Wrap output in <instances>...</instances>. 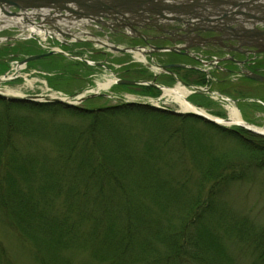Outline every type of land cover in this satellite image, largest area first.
Listing matches in <instances>:
<instances>
[{"label":"trees","instance_id":"trees-1","mask_svg":"<svg viewBox=\"0 0 264 264\" xmlns=\"http://www.w3.org/2000/svg\"><path fill=\"white\" fill-rule=\"evenodd\" d=\"M13 48L39 50L34 41ZM57 57L71 60H40L51 81ZM227 140L235 148L221 149ZM260 171L264 136L239 126L139 103L81 109L0 98V221L36 264H264V225L227 199L231 185ZM0 264H14L3 247Z\"/></svg>","mask_w":264,"mask_h":264},{"label":"rangeland","instance_id":"rangeland-1","mask_svg":"<svg viewBox=\"0 0 264 264\" xmlns=\"http://www.w3.org/2000/svg\"><path fill=\"white\" fill-rule=\"evenodd\" d=\"M11 20H13V18L8 17L7 20L0 21V39H6L8 36H13L19 37V42L27 41L28 43L30 41V32L28 31L30 24L23 23L24 28L14 25H8L9 21ZM67 24L68 22H66V24L58 23L56 25L63 27V25ZM82 29L87 30L85 28ZM89 29L92 30L91 27H89ZM57 38H62V36H48L45 40H43V38L40 36H35V38L33 39L37 41V43L40 41L44 45L43 48L42 46L38 47L39 50L44 48L45 50H50L55 47H60L57 45ZM111 40L115 44L122 47L136 45V43H134L135 40L133 41L130 39H125V37H112ZM137 43L139 42L137 41ZM1 44L3 43L0 42V48L2 47ZM93 49V51L97 50V52L94 53V55H96V57L94 56L95 58H90L88 54L79 57V59L82 58L80 60L78 59V57L71 60L59 57L55 58V61L53 63V65L56 66V68L53 69L55 78L51 81V78H49L51 75L45 77L39 72H31L28 68L18 69L15 71L14 68L17 67L16 61L25 58L30 53L24 51H14L15 49L12 47V51L7 53L6 55L0 54V72L1 69L4 70L6 67L10 66L8 67L10 76H14V74H17L19 77L13 78L9 81H6L5 83H1L0 90L8 94L22 93L23 95L46 96L35 97L39 100H47L48 97H59V95L62 93H69L70 95L74 96V100H72L74 103L78 105L81 104V106L84 105L86 107L98 108L116 105L121 103V101L114 98H109L107 96H98L90 98L84 103H79V99H77V97L85 93L97 91L98 83L105 81L107 78L138 79L136 78V72L140 69L146 71V76L141 79L145 80V78L154 77L155 75L153 70L148 69V66L145 63L137 60L132 52H119L112 49L108 50L100 47L99 45L95 47L93 46ZM102 50L105 52H103ZM14 54H17L16 56L21 57L17 60H12ZM8 58L10 59L8 60ZM85 58L90 60L92 63H89L88 65H82L81 68L76 67L74 61H82ZM155 60L157 61L158 59L155 58ZM96 62L99 63L97 64ZM123 63H126L128 65L122 67ZM65 65H67V67H72L75 71H73L71 68L70 70H72L73 72L67 71V69L61 70L60 68ZM106 66L110 70L107 69ZM40 67L46 70L44 65ZM126 68H129L130 71L128 72ZM68 72L70 77H66ZM71 77H74V80H68ZM194 78L195 77H192L188 81V83H197ZM167 80L170 79L165 76L161 77V81H163V83L167 85L172 84L171 81L168 82ZM135 86L136 87L134 88H130V90H126L121 87V84L115 82L110 89L100 90L99 92L111 95L117 94L118 96H125L128 100L134 101L136 103L146 101L147 103L151 104L150 98L146 99L143 97L144 95L140 93L143 90V88L140 87L141 85ZM221 86L225 85L218 84L216 82L212 84L213 90L220 89ZM237 87H239L240 90H237L235 92L233 88H230L233 91H229L228 93L230 95H234L235 98H239L240 100H246L244 101L245 103H249V100H252L253 102H259L260 99V101H264V82L255 81L254 83L250 82L249 84L246 78H243L237 83ZM129 94H133V96L130 98ZM149 97L152 96L150 95ZM208 101L209 102H205L209 103L208 106H205L206 111L211 113H221L223 114V117H227L229 119V109H227L225 104L220 103L221 101L219 102V100L216 99H214L213 101ZM159 105L162 106V108L174 111L180 109V107L175 102L167 101L165 98L160 100ZM258 109L260 108L257 107L255 109L253 107L252 109H246L245 112L241 111L243 119H246L248 121L255 120L253 122L258 123L259 125L264 124V112L259 111ZM234 126L236 125H229V127ZM220 148L223 150H230L231 148H235V142H232L230 140L221 142ZM227 199L234 210L238 212L250 213L257 223L264 225V171H260L255 175H252L250 180L248 179L231 185L229 193L227 195ZM0 247H3L5 249L9 259H11L14 264H36L33 258L31 246L24 239H22L16 229L12 228L11 226L4 225L1 221Z\"/></svg>","mask_w":264,"mask_h":264},{"label":"flooded vegetation","instance_id":"flooded-vegetation-1","mask_svg":"<svg viewBox=\"0 0 264 264\" xmlns=\"http://www.w3.org/2000/svg\"><path fill=\"white\" fill-rule=\"evenodd\" d=\"M213 19V18H211ZM239 19V18H238ZM260 19V18H259ZM128 20L108 21L105 24H88L87 26L79 24L75 25L72 29L73 33L80 34L81 32L93 33L96 36H102L104 38H124L135 40L136 45L149 47L155 46L153 54L157 55V64L172 65L167 72L163 71L160 75L167 77L172 76V79L181 78L188 81L200 74L201 68L191 69L189 67H183L182 63L190 60L196 61V54L202 53L207 55L208 58L211 53L225 51L228 54L224 55L229 60L225 62H219L217 65L225 63L229 69V75H235L248 79L247 72H254L264 75V18L260 21H256L251 26L246 22V19L240 18L238 21H232L228 24L223 21L205 20L201 18H176L175 20H157L154 18L141 20L139 25L136 26L137 31L128 29ZM91 27L92 30L89 29ZM85 28L87 30H83ZM89 29V30H88ZM234 29L236 31H234ZM65 34H71L64 30ZM87 40V42L85 41ZM65 43L70 47L75 46L74 49H70L73 54H79L81 56L88 54L89 57L94 55L97 50L93 51L95 44L93 39L80 38L74 43L70 39L65 38ZM137 41L139 43H137ZM83 43H90L84 45ZM189 46H192L189 48ZM169 48L163 49V51L156 48ZM177 49H173L176 48ZM189 48L188 53L183 48ZM171 48V49H170ZM198 49H201L200 52ZM196 50V52H191ZM103 51V50H102ZM105 52V51H103ZM186 53V54H185ZM98 56V55H97ZM224 56H221L223 58ZM197 62V61H196ZM199 63V62H197ZM180 64V65H179ZM168 78V77H167ZM172 82L173 80L169 78ZM251 79V78H249ZM248 79V80H249ZM170 82L169 80H167ZM251 81L254 83L251 79ZM239 107L242 111H246L248 108H257L256 105L251 102L245 103L243 99H239ZM253 120V119H252ZM255 121V120H253Z\"/></svg>","mask_w":264,"mask_h":264},{"label":"water","instance_id":"water-1","mask_svg":"<svg viewBox=\"0 0 264 264\" xmlns=\"http://www.w3.org/2000/svg\"><path fill=\"white\" fill-rule=\"evenodd\" d=\"M7 8L13 10H8ZM43 8H45V11L58 13L64 17H66L65 13H68L69 15L72 14L74 16V19L80 22L75 25L82 24L87 26L88 24H105L108 21L128 20V29L132 31H137L136 26L139 25V22L141 20L150 18L158 20L159 17L173 19L177 18L176 16L178 14L181 15L185 13L186 15L191 17L205 18V20L207 21H223L226 24L235 21L238 18H255L259 20V18H263L264 16V0H0V9L2 12L12 17H17L20 16V14H24V18L27 21L26 23H29L30 25L37 24L41 28H45L46 26L41 24L42 22L40 21H42L43 19L45 21L47 20L46 18H44V12H39V9ZM26 11H29L27 15H25ZM46 23L48 27L52 26L50 27L51 29H57L58 32H61L64 36H72V34H65L60 28L53 24V19ZM234 31L236 30L234 29ZM88 34L90 36L97 37L93 33ZM97 39V41L102 46H105L107 48L111 47L112 50L119 52H131L130 49L137 50L143 48L140 46L124 48L110 44L109 42H105L103 40H100L99 38ZM162 49L169 48L165 47ZM58 52L63 53L60 50L58 51L54 49L45 54L27 57L21 63H26L30 60L41 58L45 55H51ZM151 54L152 53L150 52V55ZM171 66L172 65H164L162 67L164 70H168ZM247 76L255 80L264 81V76L254 72H247ZM6 79L7 76H5V78H0V82L5 81ZM177 80L181 83H184L185 85H190L181 78H177ZM116 82L122 84H146L142 81L122 79H117ZM147 84L157 86L155 82ZM98 95L104 94L95 91L92 94L83 95L82 97H80V100L82 102L89 97H95ZM0 96L13 100L21 99V97H9L3 93H0ZM174 112L177 114L185 113L182 111ZM194 114L222 126L228 125L227 123L218 122L214 118L198 112H194ZM246 124L249 125V123L247 122ZM238 125L264 136V133L250 127L253 126L251 124L247 126L245 124L238 123Z\"/></svg>","mask_w":264,"mask_h":264},{"label":"bare ground","instance_id":"bare-ground-1","mask_svg":"<svg viewBox=\"0 0 264 264\" xmlns=\"http://www.w3.org/2000/svg\"><path fill=\"white\" fill-rule=\"evenodd\" d=\"M41 11L44 12L43 13L44 18H46L47 20L45 21L43 19L40 22H42L41 24H43L46 27L41 28L37 24H32V25H30L28 31L31 34L35 33L37 35L42 36L43 40H45L47 38V36H49V34H50L49 31L52 30L50 28L52 26L48 27L47 23H46V22L51 21V19H53V21H54L53 24H55V25L58 23H61V24L65 23L66 24V22H68L69 28H70L69 30H70L71 34H73V31H72V29L74 27L73 24L80 23L79 21L74 19V16L72 14L69 15L68 13H65L66 17H64L58 13H51L49 11H45V8L39 9V12H41ZM28 12L29 11H26L25 15H27ZM8 17H11V16H8L4 12H2L0 9V21L1 20H7ZM24 17H25L24 14H20V16L13 17V20L9 21L8 25H14V26L24 28L23 23L26 24V22H27ZM176 17L177 18H183V17L195 18V17H191V16L186 15V13L181 14V15L178 14ZM263 18H264V16H263ZM163 19L175 20L176 18L166 19V18H160L159 17L158 20H163ZM201 19H205V18H201ZM239 19H236V20L238 21ZM244 19H246V18H244ZM260 19L257 20L255 18H248V19H246V22L251 26L252 29H256V28H254L253 24L256 21H260ZM53 29H55V28H53ZM31 34H29V35H31ZM54 35H57V33L55 32ZM82 35H84V34H82ZM69 39H71V38H69ZM103 40H106V39L103 38ZM191 47L192 46H189V48H191ZM177 48L178 47L173 48V49H177ZM189 48H183L184 52L186 51L188 53ZM108 49H112V48L108 47ZM154 49H155V46H153V45H150L149 47L144 46L142 49H137V50L130 49V51L134 54V56H135V58H137V60L145 63L148 66V69L153 70V72L156 74L155 77L145 78V80L144 79H141V80L135 79V81L145 82L146 84H142L143 86H149V87L152 86V87H155L161 91V94L159 96H152V97H149L150 95H144L143 96L146 99L150 98L151 104L150 103L148 104L150 107L155 108V109H163V110H168V111L174 112L173 110L162 108V106L159 105L160 100L165 98L167 101L175 102L180 107V109L177 111L185 112L184 114L196 115V114H194V112H198V113L207 115L209 117H212L215 120H217L218 122L227 123L228 124L227 126H229L231 124H238V123L247 125L245 120H243V117L241 114L242 110H240V107L238 106V105H240L239 98H235L234 95H230L228 93L229 91H233L230 88H233L235 92L237 90H240L239 87H237V83L240 81L239 77H235V75L234 76L232 75L231 77L228 76L229 75V69L225 63H223L222 65L215 66L219 62H225V61L229 60L226 56H224V55L228 54V52H225V51L214 52V53H211V56H209L210 58H208L207 55H204L202 53H197L196 54V61L199 63H197L194 60H192L193 62H190V60H188V61L182 63L184 68L185 67H189L191 69L201 68L200 75H199V80L201 82H197L195 84H191L189 86H186L184 83H180L179 81L177 82V80L174 78L172 79L171 75H168L167 77L171 78L173 80L172 84L167 85V84L163 83V81H161L162 76L160 74L163 71L165 72V70L163 69L162 66H164V65L167 66L168 64H162V65L156 64L155 58L157 57V55L153 54L155 51ZM156 49L163 51L162 48H156ZM198 50L200 52H202L201 49H198ZM194 51L196 52V50H192L191 52H194ZM46 52L47 51H45V53ZM150 52L152 53L151 55H150ZM221 56H224V57L221 58ZM70 59H76V58L74 57V58H70ZM78 59H79V57H78ZM80 59H82V58H80ZM82 61L84 63L83 65H88L89 63H92L90 60H88L86 58L83 59ZM106 68L108 69L107 66H106ZM167 72H170V71L167 70ZM257 74H259V73H257ZM260 75H262V74H260ZM197 76H198V74H197ZM262 76H264V75H262ZM119 79L132 80L131 78H119ZM248 79H246V80L250 84V82H252L251 81L252 78L249 80ZM116 80L117 79L107 78L105 81L99 82L97 91L99 92L100 90L110 89L112 87V85L116 82ZM252 80L264 82V81L255 80V79H252ZM154 82L157 86H154L152 84H147V83H154ZM215 82L218 84L225 85V86H221L220 89L213 90L212 84ZM123 85H127V84H123ZM127 86H129V85H127ZM92 91H94V90H92ZM92 93L93 92L85 93V95L92 94ZM15 94L22 95V93H15ZM82 96L83 95H80L77 97V99H79L78 100L79 103H84L87 101V100H84L81 102L80 97H82ZM106 96L109 98H112V99L114 98V99L119 100L121 102L127 103V98L125 96L119 97L117 94H114V95L107 94ZM129 96L131 98L133 96V94H129ZM0 98L9 99L6 97H1V96H0ZM198 98L201 99L203 102H209L208 100L213 101L214 99L219 100V102L221 101L220 103L225 104L227 109H229L230 119L226 121V120H224L225 117L219 115L218 113H216V112L211 113V112L206 111L205 106L201 105L200 103H197ZM9 100H13V99H9ZM72 100H74V96L70 95L69 93H66L63 98H56L52 102H61L65 105L78 107L81 109H95L92 107H86L84 105L81 106V104L78 105V104L74 103ZM25 101L35 102V103H49V102L51 103L50 98H48L47 100L27 99ZM248 102H251V104L253 103L254 105H256L257 107L260 108V109H258L259 111L264 112V101H260V99H259V102H253L252 100H249ZM129 103H133V102L129 101ZM140 104L146 105V101H142V102H140ZM98 108H101V107H98ZM199 117H201V116H199ZM249 125H247V126H249ZM250 127L256 129L257 131L264 133V124L259 125L258 123H255V127L254 126H250Z\"/></svg>","mask_w":264,"mask_h":264}]
</instances>
